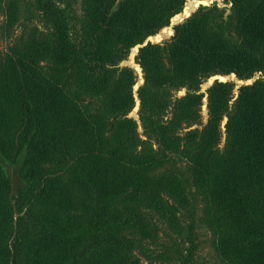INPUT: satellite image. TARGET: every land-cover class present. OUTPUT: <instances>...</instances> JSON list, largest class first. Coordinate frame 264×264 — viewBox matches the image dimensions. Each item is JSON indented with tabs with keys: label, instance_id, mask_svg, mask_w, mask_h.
<instances>
[{
	"label": "trees",
	"instance_id": "obj_1",
	"mask_svg": "<svg viewBox=\"0 0 264 264\" xmlns=\"http://www.w3.org/2000/svg\"><path fill=\"white\" fill-rule=\"evenodd\" d=\"M192 1L81 0L76 16L45 0L52 30L0 54V264H152L142 240L157 236L153 214L181 232L196 195L216 254L264 264V0L200 5L140 48L145 138L127 116L136 74L118 63ZM5 5L11 32L20 0ZM230 73L258 78L236 95L215 81L206 123L183 131L200 123L199 85Z\"/></svg>",
	"mask_w": 264,
	"mask_h": 264
},
{
	"label": "rangeland",
	"instance_id": "obj_2",
	"mask_svg": "<svg viewBox=\"0 0 264 264\" xmlns=\"http://www.w3.org/2000/svg\"><path fill=\"white\" fill-rule=\"evenodd\" d=\"M44 1L45 0H20L18 20L15 24L14 29L11 32H8L5 26V14H6L5 0H0V54H2L6 50L7 46L20 43L25 38L37 33L38 31L48 32L52 30L51 22L46 21V18L43 16V11L40 10L42 3ZM46 1L54 3L60 6L61 8L64 7L65 5H68V8H70V10H72L73 14L76 16H80L82 13L80 9L81 0H46ZM212 1H215V4L218 7H226L228 9L230 6L229 4L224 3L223 0H196L189 3V5L186 6V9H188V7L195 8L199 3H203L204 5H209L212 3ZM74 21L76 22V20ZM167 35L168 34L166 33L164 36L167 37ZM128 55L126 56L125 59L122 60L127 62ZM125 66L131 67L134 70L132 64L126 63ZM134 72L136 74V80L132 85V92H133L134 106H135L136 101H139V105H140V99L138 97V88L144 83V74H143V70L141 73L140 72L138 73L135 70ZM135 85L137 86L136 90L134 89ZM179 90L186 91V88L181 87L175 90L174 95H176L177 97L185 95V93L179 95L177 93ZM196 92L198 94H202L200 93L199 89ZM203 100H204V96L202 94L200 111H199V114L201 115L200 123L198 122L194 123L190 125V127L185 128L183 131H186L190 128H199L206 123L208 119V109L205 110L206 113L205 115L204 109L203 112L201 109ZM207 104H208V100H207ZM134 106L129 111L128 115L130 113H133L134 116L131 117L134 118L137 122V131L139 132L140 136L145 138L142 135L143 128L139 121V114H138L139 108L138 110H134ZM223 144H224V138H222L220 142L215 145V147L222 148ZM176 164L182 173L187 174L186 161L176 160ZM5 166L13 182V190H14L16 186L15 182L17 183L15 163L5 162ZM167 168L170 167L167 166ZM190 192H192V190ZM201 207H202L201 197L200 195H196L195 213L193 220H191L187 215L188 210L179 211L180 217L182 219L181 226L183 227V230L178 233L172 231L158 215L153 214V218L156 223L157 231H158L157 236L154 240L153 239L142 240V244L147 245L151 250L155 251L152 253L154 254L152 264H226L216 254L214 250V246H213L214 236L211 230L208 228L207 224L201 221V215H202ZM156 254H158L159 257L155 256ZM141 258L143 264L148 263L149 259L148 260L145 259L142 255Z\"/></svg>",
	"mask_w": 264,
	"mask_h": 264
},
{
	"label": "water",
	"instance_id": "obj_3",
	"mask_svg": "<svg viewBox=\"0 0 264 264\" xmlns=\"http://www.w3.org/2000/svg\"><path fill=\"white\" fill-rule=\"evenodd\" d=\"M205 6L203 3H199L193 10H187L185 8V5L183 6L182 10L173 14L170 19H169V24L167 25V27H165L164 29H162L160 32H157L155 34H152V35H148L146 36L142 42L140 43H136L132 48H131V51L129 52V55H128V60L127 62L121 60L118 64L119 67H123L126 65V63H129V64H132L133 65V68L136 72H142V68L140 66V64H138L136 62V56H137V53L139 51L140 48L146 46L148 43H158V42H161L163 40H166L168 39L170 36L173 35V26L175 25V23H178L182 20H184L186 17L190 16L199 6ZM168 34L167 37L164 36L165 34ZM158 35L159 38H156ZM229 75H233L234 77L231 78L229 77ZM264 77V75H263ZM258 78V75L255 76L254 78H247L245 80H240L236 77V75L234 73H230L228 75H223V74H213V75H210L206 81L202 82L200 85H199V90H200V93L203 94L204 96V100H203V104L201 106V109H202V112H203V109L206 110L207 109V97H208V93H207V90L208 88H210V86L215 82V81H220V82H226V81H233L235 83V91H234V94L236 95L237 94V88L240 86V85H243V84H251L255 81V79ZM136 86V85H135ZM134 86V89L137 88V86L135 87ZM179 95L181 94H184L186 93V91L184 90H179L177 92ZM139 108V101H136L135 103V106H134V110H138ZM206 115V114H205ZM131 116H134L133 113H130L128 115V117H131Z\"/></svg>",
	"mask_w": 264,
	"mask_h": 264
},
{
	"label": "bare ground",
	"instance_id": "obj_4",
	"mask_svg": "<svg viewBox=\"0 0 264 264\" xmlns=\"http://www.w3.org/2000/svg\"><path fill=\"white\" fill-rule=\"evenodd\" d=\"M189 5V4H188Z\"/></svg>",
	"mask_w": 264,
	"mask_h": 264
}]
</instances>
